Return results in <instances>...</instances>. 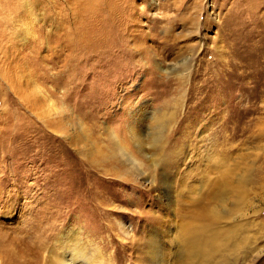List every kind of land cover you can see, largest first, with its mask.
<instances>
[{"label":"rangeland","instance_id":"rangeland-1","mask_svg":"<svg viewBox=\"0 0 264 264\" xmlns=\"http://www.w3.org/2000/svg\"><path fill=\"white\" fill-rule=\"evenodd\" d=\"M85 1L0 0V264H264V0Z\"/></svg>","mask_w":264,"mask_h":264},{"label":"bare ground","instance_id":"bare-ground-1","mask_svg":"<svg viewBox=\"0 0 264 264\" xmlns=\"http://www.w3.org/2000/svg\"><path fill=\"white\" fill-rule=\"evenodd\" d=\"M6 2H9L10 0H5ZM94 1L95 0H86L85 2H83V4L85 5V6H94ZM96 1H98V0H96ZM102 0H100V2H101ZM106 1H109V0H106ZM111 1H113V0H110V2ZM115 1V0H114ZM4 4H6V3H4ZM26 4H28V2H25L24 3V5H23V8H25V6H26ZM11 4L9 3H7L6 5H3V7H4V9H6V10H4V11H6V14H8V15H11V13H12V11H11V9H10V6ZM31 5V4H30ZM34 6V5H33ZM39 6V5H38ZM28 7V6H27ZM19 9H20V7H19ZM30 10V9H29ZM77 10V9H76ZM18 11V10H17ZM16 11V12H17ZM31 11V10H30ZM30 11H29V13H30ZM16 12H14V13H16ZM40 12V11H39ZM13 13V14H14ZM28 14V13H27ZM29 16V15H28ZM35 18L37 19V17L35 16ZM40 18V17H39ZM36 22H37V20H36ZM23 29V28H22ZM21 31V30H20ZM25 31V30H24ZM28 32V31H27ZM32 33V32H31ZM23 34H26V33H22V35ZM30 34V32L28 33V35ZM19 35V34H18ZM17 35V36H18ZM13 37V36H12ZM20 36H18V38H19ZM21 38V37H20ZM5 40V38L3 37V36H1V39H0V55H1V57L3 58V61H7L8 62V64L9 65H11L12 63H13V61H12V59H13V57H16L17 55H15L14 54V56L12 57V55L13 54H8L9 52L8 51H11L10 49H12L11 47H13L16 43H18L19 44V48L18 49H20V50H22V51H25L27 48L25 47V43H26V38H25V36H23V38L22 39H20L19 40V42H13L14 43V45H12V44H10V43H8V39H7V41L5 42V43H7V45L6 44H4L3 45V41ZM2 42V43H1ZM18 46V45H17ZM16 67V66H15ZM2 72H4V77H6V76H9V69L7 68L6 69V71L4 70V71H2ZM63 256H68L69 257V259H66L65 257L63 258V259H57L58 260V262H59V264H95V260H92V259H89L88 257H87V255H86V253L84 252V250L83 249H81V248H79V247H77V242L75 243V242H72L71 241V246H66L65 247V249H64V251H63ZM98 264H106V262H99ZM108 264V263H107Z\"/></svg>","mask_w":264,"mask_h":264}]
</instances>
